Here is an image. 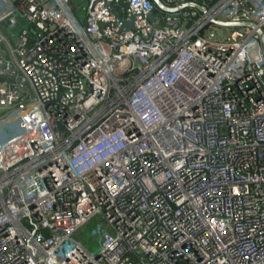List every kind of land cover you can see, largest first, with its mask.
<instances>
[{
	"label": "built area",
	"instance_id": "built-area-1",
	"mask_svg": "<svg viewBox=\"0 0 264 264\" xmlns=\"http://www.w3.org/2000/svg\"><path fill=\"white\" fill-rule=\"evenodd\" d=\"M160 1L0 0V264H264V0Z\"/></svg>",
	"mask_w": 264,
	"mask_h": 264
},
{
	"label": "water",
	"instance_id": "water-1",
	"mask_svg": "<svg viewBox=\"0 0 264 264\" xmlns=\"http://www.w3.org/2000/svg\"><path fill=\"white\" fill-rule=\"evenodd\" d=\"M153 2L159 7L164 10H171V8H168L162 4L160 0H153ZM184 5H190L193 7H196L199 10H204V7L198 3L190 2L186 3ZM134 14H131L130 18L126 21H121L120 19L116 20V25L118 27V30H125V29H133V20H134ZM152 20H154L153 14H150L149 16ZM214 24H217L218 26L222 27H240V26H248L251 28H254L256 32L260 35V39L262 41V44L264 45V32L262 28H260L255 22L252 21H223L218 19H212L211 20ZM1 82V80H0ZM67 95L71 94L69 91H65ZM22 131L20 125H19V114L13 115L9 117L8 119L4 121H0V140L4 141Z\"/></svg>",
	"mask_w": 264,
	"mask_h": 264
},
{
	"label": "rangeland",
	"instance_id": "rangeland-1",
	"mask_svg": "<svg viewBox=\"0 0 264 264\" xmlns=\"http://www.w3.org/2000/svg\"><path fill=\"white\" fill-rule=\"evenodd\" d=\"M25 27L26 24L19 22L18 25L14 28V35L19 34ZM90 225H92V223L88 224L87 227H85L86 229L83 232L85 236L83 238H86V236L90 237L91 235H93L95 226H90ZM93 249H96L95 245H93Z\"/></svg>",
	"mask_w": 264,
	"mask_h": 264
}]
</instances>
